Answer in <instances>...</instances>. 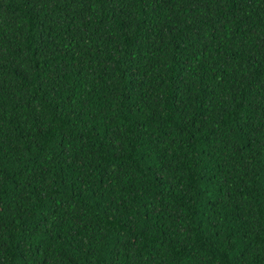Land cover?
Returning <instances> with one entry per match:
<instances>
[{
    "label": "trees",
    "instance_id": "16d2710c",
    "mask_svg": "<svg viewBox=\"0 0 264 264\" xmlns=\"http://www.w3.org/2000/svg\"><path fill=\"white\" fill-rule=\"evenodd\" d=\"M0 264H264V0H0Z\"/></svg>",
    "mask_w": 264,
    "mask_h": 264
}]
</instances>
